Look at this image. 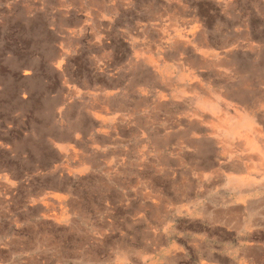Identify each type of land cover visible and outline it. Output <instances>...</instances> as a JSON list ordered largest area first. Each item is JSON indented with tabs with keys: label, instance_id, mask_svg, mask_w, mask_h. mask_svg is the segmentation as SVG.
Masks as SVG:
<instances>
[{
	"label": "rangeland",
	"instance_id": "1",
	"mask_svg": "<svg viewBox=\"0 0 264 264\" xmlns=\"http://www.w3.org/2000/svg\"><path fill=\"white\" fill-rule=\"evenodd\" d=\"M237 178L264 183V0H0V264L159 262Z\"/></svg>",
	"mask_w": 264,
	"mask_h": 264
},
{
	"label": "crops",
	"instance_id": "2",
	"mask_svg": "<svg viewBox=\"0 0 264 264\" xmlns=\"http://www.w3.org/2000/svg\"><path fill=\"white\" fill-rule=\"evenodd\" d=\"M237 182L216 185L201 210L161 230L162 257L151 264H264V183Z\"/></svg>",
	"mask_w": 264,
	"mask_h": 264
}]
</instances>
